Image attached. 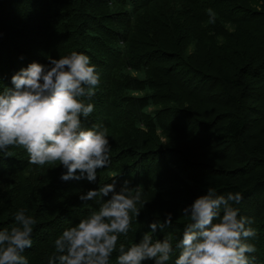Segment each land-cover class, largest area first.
Segmentation results:
<instances>
[{"label": "trees", "instance_id": "trees-1", "mask_svg": "<svg viewBox=\"0 0 264 264\" xmlns=\"http://www.w3.org/2000/svg\"><path fill=\"white\" fill-rule=\"evenodd\" d=\"M259 1L0 0V92L13 87L11 77L32 62L46 65L49 57L86 54L100 82L95 95L84 98L94 110L83 127L106 129L111 146L110 162L97 169L94 183L63 181L67 170L59 162L33 165L21 147L9 146V155L0 152V230L14 224L21 209L36 219L32 247L22 253L28 264H49L55 240L103 202L80 196L113 179L117 192L125 181L130 188L142 186L146 203L137 205L139 216L132 215L128 233L119 235L109 264H118L121 244L127 250L151 231V223L166 220L171 207L161 214V206L176 199L185 209L209 186L242 194L234 206L256 230L247 241L256 248L250 255L255 264H264V232L259 234V226L264 228V0ZM202 104L221 108L211 127V119L196 114ZM160 129L167 141L151 142L150 131ZM187 222L184 215H172L171 226L153 234L172 239L166 264L179 257L176 245Z\"/></svg>", "mask_w": 264, "mask_h": 264}, {"label": "clouds", "instance_id": "clouds-1", "mask_svg": "<svg viewBox=\"0 0 264 264\" xmlns=\"http://www.w3.org/2000/svg\"><path fill=\"white\" fill-rule=\"evenodd\" d=\"M48 59L46 65L32 62L21 68L11 77L13 87L0 92V152L9 155V146L21 147L33 165L59 162L67 170L60 177L63 181L86 179L94 183L97 169L109 164L111 150L106 129L83 127L94 110L84 98L95 95L100 76L83 53L73 51L59 59ZM110 193V198L104 199ZM143 193L142 186L130 188L127 181L117 192L113 179L81 195L82 201L101 197L103 202L55 240L56 254L49 264H109L119 235L128 233L132 215L139 216L141 208L137 205L146 203ZM242 199L240 192L218 193L209 186L205 195L183 209L188 222L176 245L181 251L175 264H255L256 258L250 254L256 248L247 241L257 232L248 227L251 221L240 216L234 206ZM26 211H17L14 224L0 230V264H28L22 253L32 247L36 219ZM171 224L169 213L164 222L151 223V231L138 243L127 250L121 244L118 264H166L173 252L172 239H154L153 234Z\"/></svg>", "mask_w": 264, "mask_h": 264}, {"label": "rangeland", "instance_id": "rangeland-1", "mask_svg": "<svg viewBox=\"0 0 264 264\" xmlns=\"http://www.w3.org/2000/svg\"><path fill=\"white\" fill-rule=\"evenodd\" d=\"M259 3L261 4V0L259 1ZM253 6H255V5H253ZM258 8H261L260 6H258ZM219 109V110H218ZM221 108H218V107H216V106H213V105H211V104H202V106L200 107V109H199V112L198 113H196L197 114V116L199 117V118H201V117H203V118H205V119H211V120H209L208 122H209V126H207V127H211V125H213V123H215V121H216V118H218L217 116V113L219 112V111H221L220 110ZM213 120H214V122H213ZM124 133V132H123ZM122 132L118 135V138L119 139H122L120 142H122V141H124L126 138H124L123 139V136L125 135V134H123ZM149 135H150V138H149V140L151 141V142H153V143H156V142H166L167 141V135L163 132V130L162 129H160V130H157V131H155V130H152V131H150V133H149ZM207 153V152H206ZM205 153H203L202 155H204ZM215 163H216V161L215 160H213ZM220 165H224V163L223 162H221L220 163ZM236 165V163H230L229 164V166H232V167H234ZM173 199H171L169 202H172L173 204H171V205H167V206H161L160 207V210H162L160 213L161 214H163V212L165 213L166 212V207H168V206H170L171 207V209H170V211H169V213H171L174 217H183V214H182V210L184 209L178 202H175L176 201V199H174L173 201H172ZM264 228H261L260 226H259V234L261 235V233H263L264 231ZM175 242L177 243V241L175 240ZM174 242V243H175Z\"/></svg>", "mask_w": 264, "mask_h": 264}]
</instances>
